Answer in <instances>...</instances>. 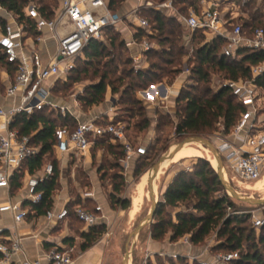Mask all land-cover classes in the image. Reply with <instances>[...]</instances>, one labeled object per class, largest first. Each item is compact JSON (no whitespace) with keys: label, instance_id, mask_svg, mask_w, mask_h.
<instances>
[{"label":"trees","instance_id":"obj_1","mask_svg":"<svg viewBox=\"0 0 264 264\" xmlns=\"http://www.w3.org/2000/svg\"><path fill=\"white\" fill-rule=\"evenodd\" d=\"M127 1L109 0L110 11L118 15ZM174 2L180 6L179 9L184 15H187L189 7L195 5L194 0H174ZM27 5L28 0H0V6L12 13L20 24L27 27L29 35L36 38L39 34L35 29V24L25 15ZM39 11L42 17L48 20H52L55 16V9L45 4V0H40ZM140 16L148 21L149 28H135V40L138 43H142L144 40H153L162 47L160 52L150 50L143 53L146 61H151L148 70L135 69L131 50L127 47L126 42L122 41L121 33L114 29H108L105 32V42H91L77 60L82 63L83 69L75 67L69 73L67 82L61 83L65 86L69 80L78 83L81 74L86 76L91 74L93 79L97 78L98 81L87 86L83 97L77 98L83 109L88 110L102 104L110 90L112 96L119 97L120 104L125 106L124 114L133 119L136 114L135 95L160 84L165 78L172 84L176 74L181 72V63L187 56L186 49L195 43L196 50L191 46L194 53L191 60V81L193 83L182 88L179 99L175 101V115L178 121L175 125V136L179 142L190 136L207 138L216 133L219 128H222L224 135H229L246 109L237 102L229 89L223 87L217 91L212 89L210 71L215 70L221 73L227 81L251 80L252 68L264 63V51H241L239 59L225 58L223 49L226 41L221 38L209 42L202 32L190 35L185 32L183 25L176 17L169 16L164 12L142 8ZM251 18V21L242 25L244 32L249 36L256 29L264 28V14L258 16L256 13ZM6 25L7 21L0 19L2 30H5ZM0 67L10 74L11 82H13L18 70L17 66L9 64L1 50ZM256 84L264 94V76L258 78ZM45 110L50 113L46 114ZM51 111V108L46 107L31 116L20 114L14 119L12 125L13 130L19 131L22 136L31 137L32 144L40 148V154L26 161L21 170L34 176L41 172L44 164L49 160V163L54 166L53 175L42 182L39 187V191L43 193L42 202L38 205L24 204V207L29 209V216L31 213H34L35 216L46 215L51 210L53 194L59 186L60 177L55 155L60 144L59 134L69 135L71 125H76L72 133L78 127V122L73 116L64 117L58 112L55 117ZM118 118L115 117L112 121L103 119L101 124H122ZM104 143H107V140L96 139L92 148L102 147ZM159 143L160 140L155 139V145ZM167 149H163V152ZM147 157L148 155L137 158L139 160L135 168V177L141 174ZM154 160L151 161V165ZM114 168L118 172L110 176L113 190L109 194V204L111 208L120 207L122 211L126 212L131 210L132 200L121 198L119 195L125 184V167L117 163ZM99 172L102 174L100 180L103 182L107 177V172L103 168ZM12 179V182L18 185L21 178L17 174ZM239 204L250 209L263 208L251 207L233 201L225 194L212 164L206 159L196 158L192 168L178 170L177 175L162 196L154 223L146 229L155 242H162L169 237L171 243H178L181 239L189 237L191 244L199 247L212 238L214 239L212 255L240 252V260L232 264H264V227L260 230L256 229L251 223L252 213L244 214L243 211H240ZM77 207H81V205L71 203L67 206L68 219L86 226L75 215L74 210ZM170 210L180 211L173 216ZM105 232V225L91 226L87 232H82L81 250L85 252L98 243ZM157 262V264H199L197 261L190 263L185 256H179L177 260L168 257L163 262L157 258ZM148 264L151 262L148 261Z\"/></svg>","mask_w":264,"mask_h":264},{"label":"built area","instance_id":"obj_2","mask_svg":"<svg viewBox=\"0 0 264 264\" xmlns=\"http://www.w3.org/2000/svg\"><path fill=\"white\" fill-rule=\"evenodd\" d=\"M205 2V1H204ZM203 2V3H204ZM142 8L155 12L172 11L183 25L186 33L194 35L202 32L207 41L221 38L226 41L223 56L229 59H239L241 51H264V28H258L252 35H247L242 25H235L232 20L226 21L225 14L220 11V1L208 3L200 12L192 9L187 15L177 11L174 0L161 2L146 1ZM12 22L7 23L5 30L0 32V50L9 64L17 66L13 82L6 87L5 97L12 99L21 94L20 104L6 108L0 105V214H10L14 227L25 223L29 218V209L24 204L38 205L42 202L43 193L39 191L42 182L51 177L54 172L52 163H48L40 177H29L26 181V196L24 202H14L9 194L15 171L22 165L40 154V148L34 146L31 137L22 136L13 130L14 119L20 114L28 116L46 107L60 111L65 117L71 115L69 109L60 107L49 101V96L57 81L67 82L69 73L75 68L77 61L91 42H102L108 29L119 31L121 17L113 14L106 0H63L60 10L52 20L40 14L39 7L29 2L25 8L26 17L33 21L38 37L29 35L27 27L16 22L12 14L0 6ZM133 23L137 28H149L146 19L140 16V8L132 14ZM51 31L57 39L56 52L48 64H44L37 45L42 42L40 35L43 30ZM129 49L140 48L142 53L153 47L148 40L138 43L136 40L126 43ZM135 67L142 69L139 54H133ZM264 76V63L252 68L251 80L226 81L223 88L229 89L237 102L245 107L239 122L225 139L219 138L216 147L220 152L227 174L240 177L248 182H258L264 176V132L258 131L256 118L262 102V91L256 80ZM144 91V94H147ZM180 97L179 88H167L162 101H176ZM64 133L59 134L58 149L66 150L69 145L81 155L87 154L96 139H105L122 148L124 166L137 158L146 157L148 148L136 146L121 123L101 124L100 119L78 123L77 129L67 139ZM68 141V143H67ZM238 142V144H236ZM78 220L86 227L96 226L100 217L95 213H88L83 208L74 210ZM102 213V208H96ZM48 224L61 223L69 217L67 207L55 211L49 210L46 215ZM253 225L260 230L264 227V216L254 218ZM34 239L37 236H33ZM24 239L15 228H0V264H74V259L67 249L57 245L43 255L30 259L23 245ZM193 246L189 237L178 242V245ZM214 244V242H213ZM205 248L196 257H189L191 262L199 264H232L241 258L240 252L228 254H211V247ZM181 254H174L177 259Z\"/></svg>","mask_w":264,"mask_h":264},{"label":"rangeland","instance_id":"obj_3","mask_svg":"<svg viewBox=\"0 0 264 264\" xmlns=\"http://www.w3.org/2000/svg\"><path fill=\"white\" fill-rule=\"evenodd\" d=\"M33 1L35 5L38 7L40 6V0H28V3ZM44 1V0H41ZM108 1V0H107ZM159 0H155V2H158ZM208 1V0H207ZM211 1V0H209ZM208 1V2H209ZM216 1L212 0L211 2ZM220 1V11L225 14L226 21L232 20V17L234 19L232 20V23L235 25H243L245 22L251 21V16L256 14L263 15L264 14V0H218ZM210 3V2H209ZM45 4L50 5L53 9L57 10L59 9V0H45ZM205 7H207V4H205ZM231 22V21H230ZM186 36V34L184 33ZM183 35V36H184ZM149 43L152 45L153 51L160 52L162 47L155 41H149ZM192 46V45H191ZM196 44L192 46L194 50H196ZM189 51V52H188ZM186 57L183 59V62L181 63V72L176 74L174 77L173 83L170 84V81L165 78L163 82L160 84H156V86H163V88H179L181 91L182 88L188 87L189 85H192L191 81V69H192V57L194 56V53L190 50L186 49L185 51ZM146 61V60H144ZM147 63L142 65L143 71H146L150 68L151 61H146ZM75 67H80L79 69H83L82 63L75 61ZM135 67V66H134ZM135 69H137L135 67ZM140 70V69H139ZM2 71L3 68L0 67V93H4L5 86L2 83ZM210 80H211V87L214 91H217L220 89L224 83L227 81L225 80V76L217 71H210ZM98 81L97 78L93 79L92 75H80V79L78 83H73L71 80H69L68 84L63 85L61 82L63 81H57L52 90H51V98L58 103H65L70 104L74 98L83 97L84 90L87 86L92 84V82ZM60 82V83H59ZM64 83V82H63ZM66 83V82H65ZM154 87V86H153ZM151 87V88H153ZM138 94L135 95L134 101H135V117L133 119H130L128 115L124 114L125 106L120 104V98L115 97L116 99V106H117V117L120 118L119 121L122 122V126L126 129V134L129 138V140L138 146H146L148 148V159H145V166L142 169V172L140 175L135 177V168L137 166L138 160L134 161V165L132 166L131 170L128 172V174H125V184L122 187V191L120 192L121 198H130L132 201H134V198L137 196L138 188L143 183L145 178L146 184L143 189V199L139 206V212L138 217L134 222L131 224L129 222V211H122L120 207L111 208L110 204H108L107 209H112V211L115 213V215H119V218L114 219V221L111 220L109 222V225L106 226V232L105 235L102 237V240L105 241V243L110 244V252L108 253L107 259L105 264H122L123 258L125 255V246L128 240L129 235L134 231V229L137 227L140 221H142L147 214L149 213L151 209V201L149 198L148 193V177H149V171L153 167V165L156 163L159 157H161L164 153H166L168 150L173 148L175 145L180 143L176 136H175V125L178 122L176 118V107L170 108L172 111L169 113L168 110H159L157 113V124L156 127H154L148 116V110L143 107L142 103L138 102ZM262 102L260 104V110L257 116L256 124L258 127V131L264 132V94L262 92ZM106 101V100H105ZM105 101L103 103H105ZM102 103V104H103ZM50 109V107H47ZM52 115L56 117L58 115V111L55 109H51ZM46 114H49L50 112L45 110ZM60 112V111H59ZM86 112V110H84ZM118 118V119H119ZM76 125H71L70 132L75 129ZM155 131V134L153 138L159 139L160 143L158 145L150 144L149 139L151 136V133ZM70 133V134H71ZM231 133V132H230ZM66 134L67 136H70ZM229 135H224L222 133V128H219V130L216 133L211 134L206 139L211 140L215 145L219 142V138H227ZM205 138V137H203ZM190 148H195L197 150H200L203 152L201 156L193 157L184 159L182 161L176 162L175 164H170L168 167H166L162 174L159 176L158 182H157V198L159 201L162 199V185L164 182V179L166 177V173L168 172L171 167H175V169H171L172 171L180 170L181 168H192L193 161L196 158H203L208 160H214L211 153L205 149L201 145H190L188 146ZM168 148L165 152H163V149ZM206 150V151H204ZM206 152V153H205ZM123 155V152L117 147L114 143H104L102 147H99L92 152V162L93 166L98 169L99 177H101L102 174H100V169H104L105 172H107L106 179L103 180L102 184L104 187L103 194L104 196L109 199V194L113 190L112 187V181L110 179V176H112L114 173L118 172L117 169L114 168V166L119 163L121 157ZM154 160L153 164L151 165V161ZM50 161V160H49ZM212 164V163H211ZM213 166V165H212ZM75 171L76 175V181L74 182L72 178V168ZM215 167V166H213ZM70 169L66 172H61L59 177V186L54 192V196L57 194L66 193V191L70 192L71 198L74 199L73 204H80L85 211L89 212L92 211L95 206L98 207L97 203H89L87 199L83 198L81 195V190L83 192H89L92 191V187L89 181V175L87 172V168L85 166L84 161H77L73 162L70 167ZM264 177V176H263ZM262 177V178H263ZM261 178V179H262ZM260 179V180H261ZM228 180L231 183V185L241 194L245 196H249L255 199H262L264 198V189L262 190H252V188L257 187L258 182H248L243 180L240 177H235L234 175L228 174ZM77 183V187L75 185ZM120 183V182H118ZM240 205V204H239ZM240 211H243V213H252V224L254 221V218L262 217L264 216V207L263 208H247L245 206L240 205ZM172 211V214L176 213V210H170ZM74 226L76 229H81L83 226L79 223H74ZM254 226V225H253ZM149 236V231L146 229L142 234L139 236V240L145 241V239ZM165 241V240H164ZM214 239H210L207 241L206 244L199 246L202 248H207L210 245L213 244ZM138 240L136 242L133 255L131 258V264H148V261L151 262V264H157V258L163 262L168 257L172 258L174 256L173 253L164 252L156 253L148 258H143L145 256H141V254L136 253V246H137ZM160 243H163L160 242ZM177 245V243H174ZM178 247H188L179 244ZM212 248V247H211ZM191 249V248H190ZM203 249V250H204ZM181 255L185 256L187 261L191 263V260L189 257H196L199 254L197 253L198 250H180ZM138 252V251H137ZM174 259V258H173ZM177 260V259H174Z\"/></svg>","mask_w":264,"mask_h":264},{"label":"crops","instance_id":"obj_4","mask_svg":"<svg viewBox=\"0 0 264 264\" xmlns=\"http://www.w3.org/2000/svg\"><path fill=\"white\" fill-rule=\"evenodd\" d=\"M146 1L155 2V0H128L123 5L121 10L118 12V16L121 17V19L123 20L122 23H120L119 25V31H118L121 33L122 41L126 43H130L131 41L135 40V36H134L136 34L135 28L137 27L133 23L132 14L135 10L139 8L141 11L142 9L141 6H143ZM194 1H195V5L192 7H189L188 12L192 9L200 12L205 7V4L208 5V3L210 2L209 0H208L209 2L207 0H194ZM62 2L63 0H59L60 5H59V9L55 10V16L57 12L60 10L62 6ZM106 2L109 5V0L108 1L106 0ZM158 2H161V1H158ZM174 5L177 11L182 13L181 10L179 9L180 6L176 5L175 2H174ZM167 14L169 16L175 17L172 11H168ZM12 16L17 22L18 21L17 18L13 14ZM0 19H4L5 21H7V23L12 22L11 20L8 19V16L3 11H0ZM1 31L2 29L0 28V32ZM40 35L42 36L43 40L41 43L37 45V48L42 54L44 64H48L52 60L56 52L57 39L55 38L54 34L47 29L43 30ZM187 38L189 37L187 36ZM102 42H105V39ZM187 49L192 52V47L190 45L188 46ZM130 50H131V56L133 54L140 55L142 65H144V63L145 64L147 63L146 61H144L146 59L144 58V55L142 51L140 50V48H133ZM9 82H11V76L6 70H3L2 71V83L5 86V92H6V87L9 85ZM166 91H167V87L163 88V86H154L153 88H150L148 90L147 94H144V92H139L138 94L137 100L139 103H142L143 107H145L148 110L147 111L149 114L148 118L154 127H156V124H157V118H158L157 113L159 112V110L169 109V113H170L172 111L170 108L176 107L175 101H172V100L169 102L162 101L163 97L166 95ZM5 92L3 94L0 93V105L5 106L6 108H10V107L20 104V99H21L20 93H18L16 97L9 99L5 97ZM49 101L54 104L59 105L60 107H65L69 109L72 116L77 120L78 123L92 121L97 118L100 119L101 121L103 119H108L112 121L113 119H115V117H117V113H116L117 106L115 104L116 99L112 96L110 90H108L107 92L105 103L100 104L98 106H94L86 110V112H84L83 107L79 104L76 98H74V100H72L70 104H65V103L55 102L51 98V95H50ZM154 134H155V131L153 130V132L151 133L150 139H149L150 144H154L155 142V137L153 138ZM64 135L65 136H63V139L65 140L67 139V137L65 133ZM236 144H238V142H236ZM117 147L122 151V148L120 146L117 145ZM95 149L91 148L87 154L81 155L77 153L75 150H73L72 147L69 145V147H67L66 150L57 148L55 155L58 161L60 174L61 172H65V171L67 172L70 169L69 167L73 162L77 163V161L78 162L82 160L84 161L85 166L87 168L88 175H89V181L92 187L91 188L92 191L83 192L81 190L80 193L83 196V198L88 200L89 203H97L98 204L97 206L102 208V213L96 212V208H97L96 206L92 211H89L88 213H95L100 217V220L97 225L107 226L109 225V222H111V220L114 221L115 217L119 218V215H115L112 209H107L109 200L103 194L104 187L100 180L98 169L93 166V162H92L93 161L92 152ZM48 163L49 161L44 164L41 172L34 176H31L27 171L21 170V168L15 171L13 178L17 174H19L21 179H19L18 185H15V182L11 183L12 187H11V193L9 194V196L12 201L24 202L25 196H26L25 186H26L27 179L30 176L40 177L42 175L44 167ZM119 163L124 166V154L122 155ZM133 165H134V161H132L128 165L127 168H124L125 169L124 172L128 174V172L131 170ZM171 169H175V167H171ZM171 169H169L168 172L166 173L167 175L162 185V196L166 192L173 178L178 173V169L175 171H172ZM72 178L74 182H77L75 171L73 168H72ZM75 185L77 187V183H75ZM73 202H74V199L71 198L70 192L68 190V192L66 191V193L57 194L56 196L53 195V206L51 209L55 211H59L60 209L67 207L69 204ZM133 208H134V204L132 201V208L128 214L129 222L131 224L134 222V220H136V218L138 217V212H139V209H137V211L133 214L132 212ZM180 210H176V213ZM176 213L174 214V216L176 215ZM74 223H77V222L67 218L65 221L61 223L48 224L46 221L45 215L35 216L34 213H31V216H29V218L25 221L24 224L18 227H14V222L10 214H0V228H12V227L15 228L18 234L22 236L24 239L23 245H24L26 254L30 259L39 257L43 255L44 253L48 252L50 249L54 248L55 246L61 245L63 248L70 251L74 259V264H105L108 253L110 252V244L105 243V241L101 239L98 243H96L91 248L83 252L81 250V245L83 243V240L81 239V233L84 231L87 232L89 228L88 227L86 228V226H83L81 229H76L74 226ZM33 236H37V238L34 239ZM181 249L187 250V251L198 250L197 253L200 254L202 253L204 248L197 247V246H191V247L188 246V247L181 248V247H178V243L177 245L174 243H171L169 237H167L165 241H163V243H160V242L153 241L151 237L148 236L145 239V241H141L138 239V243L136 246V253L141 254V256H145L143 257L145 259L153 254L161 253L162 251L173 253V254H183L180 251ZM14 264H19V263H14ZM43 264H47V263L43 261Z\"/></svg>","mask_w":264,"mask_h":264},{"label":"water","instance_id":"obj_5","mask_svg":"<svg viewBox=\"0 0 264 264\" xmlns=\"http://www.w3.org/2000/svg\"><path fill=\"white\" fill-rule=\"evenodd\" d=\"M190 145H201L207 149L215 161L216 174L222 184L225 194L231 198L233 201L251 206V207H264V198L255 199L249 196H245L239 193L229 182L227 177L226 168L222 159L220 152L218 151L216 145L209 139L203 138L201 136H190L184 139L182 142L175 145L173 148L164 153L158 158L156 163L149 171L148 177V193L151 201V209L147 216L139 222L134 231L129 235L126 246L125 255L122 264H131V258L136 245V242L141 235V233L149 226L154 223V217L157 212L158 206L160 204L157 198V182L159 176L162 174L163 170L173 163L176 155L184 148ZM210 163L211 161L208 160Z\"/></svg>","mask_w":264,"mask_h":264},{"label":"bare ground","instance_id":"obj_6","mask_svg":"<svg viewBox=\"0 0 264 264\" xmlns=\"http://www.w3.org/2000/svg\"><path fill=\"white\" fill-rule=\"evenodd\" d=\"M204 151H206V150H204ZM202 153L203 152H201L200 150H197L195 148L186 147V148H184L183 150H181L176 155V157L174 158L173 163L182 161L184 159L201 156ZM210 161H211L212 165L215 166V161L214 160H210ZM227 177H228V174H227ZM146 180H147V178H145V180L143 181V183L139 186L137 196L134 198V201H133L134 208H133V211H132L133 214L137 211V209L139 208V206H140V204L142 202V199L144 198L143 197V189H144V186L146 184ZM262 189H264V177L258 182L257 187L252 188V190H255V191L256 190H259L260 191Z\"/></svg>","mask_w":264,"mask_h":264}]
</instances>
